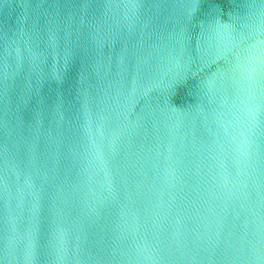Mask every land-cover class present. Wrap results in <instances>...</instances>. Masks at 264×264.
<instances>
[{
	"label": "water",
	"instance_id": "1",
	"mask_svg": "<svg viewBox=\"0 0 264 264\" xmlns=\"http://www.w3.org/2000/svg\"><path fill=\"white\" fill-rule=\"evenodd\" d=\"M0 264H264V0H0Z\"/></svg>",
	"mask_w": 264,
	"mask_h": 264
}]
</instances>
